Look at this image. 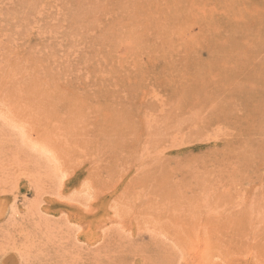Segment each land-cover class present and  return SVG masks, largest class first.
<instances>
[{"label": "rangeland", "instance_id": "rangeland-1", "mask_svg": "<svg viewBox=\"0 0 264 264\" xmlns=\"http://www.w3.org/2000/svg\"><path fill=\"white\" fill-rule=\"evenodd\" d=\"M0 264H264V0H0Z\"/></svg>", "mask_w": 264, "mask_h": 264}, {"label": "bare ground", "instance_id": "bare-ground-1", "mask_svg": "<svg viewBox=\"0 0 264 264\" xmlns=\"http://www.w3.org/2000/svg\"><path fill=\"white\" fill-rule=\"evenodd\" d=\"M3 207V206H2ZM3 210V209H2Z\"/></svg>", "mask_w": 264, "mask_h": 264}]
</instances>
